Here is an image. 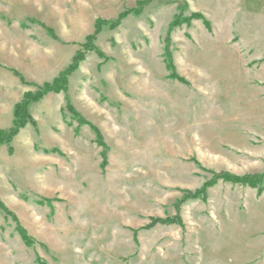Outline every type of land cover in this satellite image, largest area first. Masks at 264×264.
<instances>
[{"label": "rangeland", "instance_id": "374dc122", "mask_svg": "<svg viewBox=\"0 0 264 264\" xmlns=\"http://www.w3.org/2000/svg\"><path fill=\"white\" fill-rule=\"evenodd\" d=\"M141 1L0 0L1 126L103 22L62 111L0 146V264H264V191L216 179L264 188L262 62L210 10L246 0Z\"/></svg>", "mask_w": 264, "mask_h": 264}, {"label": "crops", "instance_id": "0c3cea01", "mask_svg": "<svg viewBox=\"0 0 264 264\" xmlns=\"http://www.w3.org/2000/svg\"><path fill=\"white\" fill-rule=\"evenodd\" d=\"M210 10H212L211 14L222 20V24L224 26L230 25L229 35L227 34V37L225 36L224 41L228 42L230 45L234 42L233 48L236 51L235 54H244L245 56L248 55L256 57L252 59L254 62H262V66L258 65L256 70L259 71V73L261 71L262 74H264V0H246L245 4H243V2L237 4L231 2L229 6L219 4L218 6H215L214 9L210 8ZM244 31L249 32L250 35L242 34ZM46 52L49 53L48 51ZM66 66L67 64L62 65L59 68H55L56 72L51 75L49 83L57 77L60 72L66 68ZM36 83L43 85L48 83V81L42 78ZM19 90L20 96L11 106L12 108L8 110L9 113L7 117L9 118L6 122L7 124H4V126L0 125V128L3 130H9L13 126L15 106L23 99V96L30 91L29 88L23 84L20 85ZM59 97L60 95L57 97L50 94L42 100V102L45 101L47 104V107L44 110L45 112H43L44 116H52L53 111L55 114L62 111V105H55L56 99ZM60 98L62 99V97ZM60 98L58 100H61ZM35 105H32L30 113L37 124L40 125L41 120L45 122L47 117H40L39 110L36 107L37 105ZM34 128L35 127L33 125L29 124L21 131L14 141H19L20 145H22L25 149L29 148V146H31V138L28 135L30 130H34Z\"/></svg>", "mask_w": 264, "mask_h": 264}, {"label": "trees", "instance_id": "16d2710c", "mask_svg": "<svg viewBox=\"0 0 264 264\" xmlns=\"http://www.w3.org/2000/svg\"><path fill=\"white\" fill-rule=\"evenodd\" d=\"M152 0H143L138 3L139 6L143 7L146 4H149ZM126 13L122 14L121 17H125ZM121 19V18H119ZM205 20V19H204ZM120 21V20H118ZM207 23V21H205ZM118 26V22H115ZM120 24V22H119ZM175 25V24H174ZM173 25V26H174ZM103 22L98 21L96 25V33L87 39V43L83 46V48L86 50H90L94 48V42L97 40L98 34L101 32ZM113 28V26H111ZM116 27V26H115ZM85 51L82 52L80 51L76 57L73 60V63L66 69L64 70L58 78H56L52 83H45L43 86L38 87V91L33 93L29 92L26 93L20 103H18L15 106L14 109V122L13 126L9 130H1L0 129V146L6 145L9 146L10 152L12 153L13 149L11 147V144L14 140L15 137H17L20 132L25 129L29 124H35V120L33 119L31 113H30V107L42 101L47 95L51 93H56L60 94L61 92H66L67 91V86L69 82V77L72 75L73 72H75L78 68L81 62H83V58L85 57ZM14 74L18 77L21 78L22 82L25 83L24 78L16 71H14ZM103 146V145H102ZM104 147V146H103ZM104 158H106V154L104 155ZM216 179H223L224 181L233 183V184H240L242 186H249L253 188H260V193H263L264 188H262V183L258 178H240L236 176H229V175H223V176H216ZM198 196V195H196ZM0 208L7 212L8 214L12 215L11 213L8 212V210L5 208L4 204L0 202ZM178 222L177 220H172V221H164V220H154V224L157 223H163V224H168V223H175ZM19 233L23 240L27 243V245H32L30 242L29 237L27 234L24 232V229L19 225Z\"/></svg>", "mask_w": 264, "mask_h": 264}]
</instances>
